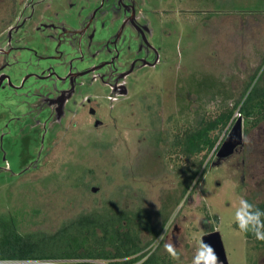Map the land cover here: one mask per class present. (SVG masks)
Masks as SVG:
<instances>
[{"label":"rangeland","instance_id":"374dc122","mask_svg":"<svg viewBox=\"0 0 264 264\" xmlns=\"http://www.w3.org/2000/svg\"><path fill=\"white\" fill-rule=\"evenodd\" d=\"M12 1L0 0V28L7 24L4 21ZM144 8L149 22L156 8L170 12L162 23L172 37L164 45L170 59L144 81L136 80L132 96L110 112L104 111L102 126L94 128L85 122L80 127L84 118L72 116L68 133L64 138L59 133L60 139L41 159L37 173L22 176L20 185L14 183L11 191L0 190L7 225H16L18 232L54 230L79 212L111 202L127 208L141 206L159 224L154 212L160 195L176 186L191 160L168 156L162 172L148 176L137 170L140 156L156 141L163 147L174 127L196 117L195 110L214 109L213 99L201 102L194 93L191 84L197 76L212 74L238 96L244 81L262 63L264 0H148ZM163 40L165 43L164 36ZM24 41L38 47L34 33ZM105 90L95 84L81 88L80 93L98 97ZM102 103L108 108L106 100ZM225 158L214 156L207 161L206 170L192 182V192L179 213L176 210L171 217L169 228L174 223L180 227L175 233L181 252L176 264L191 262L208 225L220 232L228 263L247 264V245L243 233L234 226V212L238 195L252 202L264 200V123L243 134L241 145ZM213 214L217 218L211 217ZM206 215L210 220H205ZM169 228L156 242L161 237L164 243L172 240ZM141 238L146 241L148 233L143 231ZM249 253L255 254L258 264H264V244Z\"/></svg>","mask_w":264,"mask_h":264},{"label":"flooded vegetation","instance_id":"af4514ba","mask_svg":"<svg viewBox=\"0 0 264 264\" xmlns=\"http://www.w3.org/2000/svg\"><path fill=\"white\" fill-rule=\"evenodd\" d=\"M12 2L7 24L0 28V190L4 188V193L22 176L37 173L59 133L62 138L68 133L72 116L84 118L80 127L85 122L102 126L104 111L132 96L136 80L144 81L170 59L164 45L172 40L162 24L170 12L156 8L149 22L144 8L148 0ZM32 33L38 47L24 41ZM95 84L105 87L103 96L81 95V88ZM3 205L0 222L6 219L4 201ZM179 228L175 223L169 228L173 243ZM213 230L208 225L201 236Z\"/></svg>","mask_w":264,"mask_h":264},{"label":"trees","instance_id":"16d2710c","mask_svg":"<svg viewBox=\"0 0 264 264\" xmlns=\"http://www.w3.org/2000/svg\"><path fill=\"white\" fill-rule=\"evenodd\" d=\"M244 81L241 93L234 95L226 82L212 74H201L191 84L201 102L213 99L212 111H196V117L186 124L174 127L170 139L140 156L137 170L142 175H159L168 156L191 160L183 168L176 186L160 195L155 215L141 206L127 208L111 202L110 205L91 208L64 220L54 230L36 229L18 232L0 222V261L8 264H174L162 247V230L171 222L173 213H179L186 197L192 192L191 184L207 168L234 119L239 115L243 134L264 123V58ZM236 114V115H235ZM264 211V200L252 202ZM180 206L178 207V205ZM178 207V208H177ZM217 218L215 214L211 215ZM206 218H210L206 215ZM7 226V227H6ZM238 228V226L234 225ZM149 238L143 241L141 233ZM162 233V234H161ZM248 250L247 264H258L252 250L263 245L251 233H243ZM1 264V263H0Z\"/></svg>","mask_w":264,"mask_h":264},{"label":"clouds","instance_id":"9594fccd","mask_svg":"<svg viewBox=\"0 0 264 264\" xmlns=\"http://www.w3.org/2000/svg\"><path fill=\"white\" fill-rule=\"evenodd\" d=\"M235 207L234 222L242 233H251L257 240L264 241V211L256 208L244 195H238ZM164 250L172 260L180 261L181 252L171 239L164 243ZM191 264H219L214 247L199 240Z\"/></svg>","mask_w":264,"mask_h":264},{"label":"water","instance_id":"95a60500","mask_svg":"<svg viewBox=\"0 0 264 264\" xmlns=\"http://www.w3.org/2000/svg\"><path fill=\"white\" fill-rule=\"evenodd\" d=\"M242 137L243 132L241 117L238 115L234 119V122L231 125L230 129L227 131L222 143L218 146L216 150L215 156L217 157V159L226 157L233 153L237 146L241 145ZM201 238L205 243L210 244L214 247L216 254L219 258V264H229L227 261L223 240L221 238L220 232L217 229L203 234Z\"/></svg>","mask_w":264,"mask_h":264}]
</instances>
